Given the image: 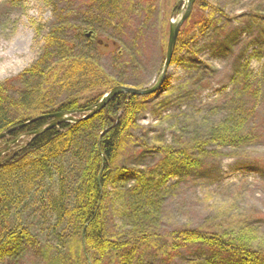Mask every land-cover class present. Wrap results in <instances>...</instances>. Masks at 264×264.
I'll list each match as a JSON object with an SVG mask.
<instances>
[{
	"label": "rangeland",
	"instance_id": "obj_1",
	"mask_svg": "<svg viewBox=\"0 0 264 264\" xmlns=\"http://www.w3.org/2000/svg\"><path fill=\"white\" fill-rule=\"evenodd\" d=\"M178 2L119 0L101 8L92 0H0V84L31 68L58 28L77 56L91 55L101 71L122 86L149 89L162 69ZM201 3L204 10L198 9ZM253 9L264 17V0L195 1L161 88L143 100L118 154V168L136 170L142 183L149 182L144 205L150 220L142 231L134 227L130 193L141 185L128 179L119 183L125 210L118 213L108 206L107 233L114 239L147 234L155 242L144 248L147 264L160 263L169 234L183 228L215 233L240 221L264 237V95L257 99L243 89L244 81L251 89L261 86L264 67V25L245 27ZM215 28L220 29L217 41ZM85 30L102 43L91 44ZM223 44L226 47L219 48ZM96 81L82 79L70 90L51 86L45 99L59 103L77 93L87 100L100 88ZM237 107L248 114L255 109L257 138L236 145L212 139V128L228 120ZM164 148L183 150L198 165L172 170ZM38 200L35 194L25 198L16 218L36 239L34 246L5 264H84L77 240L53 232L54 221L45 218ZM204 253L183 249L171 254L169 264H190L202 260Z\"/></svg>",
	"mask_w": 264,
	"mask_h": 264
},
{
	"label": "trees",
	"instance_id": "obj_2",
	"mask_svg": "<svg viewBox=\"0 0 264 264\" xmlns=\"http://www.w3.org/2000/svg\"><path fill=\"white\" fill-rule=\"evenodd\" d=\"M92 1L101 8L108 2L113 6L119 2ZM205 6L201 3L198 9L204 10ZM180 10L181 6H178L172 10V15H178ZM251 13L245 26L247 29L254 24L264 25V17L254 9ZM190 17L183 26L188 24ZM61 31L57 28L50 33L43 55L31 68L0 84V135L43 114L85 110L99 102L110 89L122 86L104 74L91 55L77 56L75 46L60 37ZM213 32L215 41L219 40L220 29L215 28ZM176 46L181 47L179 38ZM223 47L226 46L223 44L219 48ZM82 79L101 80L96 82L100 83L97 89L102 90H96L84 101L77 93H70L59 103L45 99L49 87L70 90ZM260 84V87L251 89L244 81L243 89L253 92L257 99L264 95V67ZM147 97L120 94L97 114L75 124L62 123L34 136L49 121L40 119L0 139V152L19 136L30 139L24 149L0 165V264L10 263L34 246L36 239L29 229L16 223L17 212L22 210L25 198L32 194L39 198L45 218L54 221L53 232L65 240H77L78 254L84 264H104L110 259L115 264H147L143 258L144 248L155 244L147 234L139 238L114 239L106 229L108 206L118 213L125 210L120 201L123 186L119 183L128 179L141 185L140 190L135 188L130 193L133 199L128 209L133 215L134 227L142 231L150 220V211L144 205L149 200V182L142 183V176L136 170L115 165ZM254 113V108L248 114L247 109L237 107L228 120L212 128V139L229 145L256 139L258 128ZM161 150L166 159L172 161V170H179V166L194 168L198 165L183 150ZM8 156L6 154L0 160ZM183 249L205 252L202 260L190 264H264V237L256 228L240 221H232L215 233L190 228L173 231L169 234V247L159 254L161 260L158 264L171 263V254L177 255Z\"/></svg>",
	"mask_w": 264,
	"mask_h": 264
},
{
	"label": "water",
	"instance_id": "obj_3",
	"mask_svg": "<svg viewBox=\"0 0 264 264\" xmlns=\"http://www.w3.org/2000/svg\"><path fill=\"white\" fill-rule=\"evenodd\" d=\"M184 1V8L181 10V13L179 14V16H177L175 18L174 21L170 22L169 25V32H168V42H167V50H166V56H165V60H164V64L162 66V69L160 71V74L158 76V79L155 81V83L153 84V86L149 89L146 90H138V89H134V88H128V87H123V86H117L112 88L108 93H106L101 100L87 108L86 110H80V111H74V112H56V113H51V114H44L38 117H35L33 119H31L30 121L24 123L23 125L18 126L19 127H23L25 125H27L28 123L40 120V119H50L49 124L44 127L41 128L39 130H37L34 135H39L42 132L52 129L54 127L59 126L62 123H76L77 121H79V118L77 119L75 117L76 114H85L82 119L85 118H89L91 116H94L95 114H97L100 110H102L109 102L112 98H114L115 96H118L120 94H129V95H134V96H146V95H151L156 93L162 86L168 68L170 66L173 54H174V50H175V46H176V40L180 31L181 26L184 24V22L189 18L192 8H193V4L195 2V0H181L179 2V4ZM85 36L88 39H91L94 36V33L92 31H87L85 32ZM16 129V128H14ZM12 129V130H14ZM12 130H9L3 134L0 135V138L3 136H6L9 132H11ZM2 163V162H1ZM0 163V165H1Z\"/></svg>",
	"mask_w": 264,
	"mask_h": 264
}]
</instances>
